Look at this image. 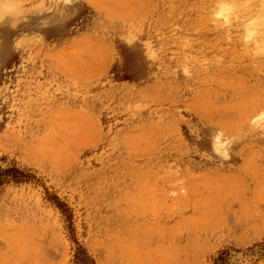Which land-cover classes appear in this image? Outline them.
<instances>
[{
    "label": "rangeland",
    "instance_id": "1",
    "mask_svg": "<svg viewBox=\"0 0 264 264\" xmlns=\"http://www.w3.org/2000/svg\"><path fill=\"white\" fill-rule=\"evenodd\" d=\"M1 157L0 264H264V0H0Z\"/></svg>",
    "mask_w": 264,
    "mask_h": 264
},
{
    "label": "trees",
    "instance_id": "2",
    "mask_svg": "<svg viewBox=\"0 0 264 264\" xmlns=\"http://www.w3.org/2000/svg\"><path fill=\"white\" fill-rule=\"evenodd\" d=\"M0 159L4 158L1 157ZM32 177L33 174L27 172L24 168H21L14 162H10L6 165L0 164V189L8 182L26 181ZM62 205H65V203L59 202V207H62ZM62 209L64 210V208ZM78 247L80 249L75 253V260L87 264L89 262L87 254L80 245ZM231 249L237 250L231 247L219 250L213 259V264H231Z\"/></svg>",
    "mask_w": 264,
    "mask_h": 264
}]
</instances>
